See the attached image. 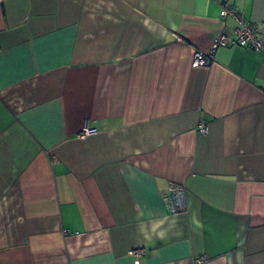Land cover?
<instances>
[{
  "label": "crops",
  "instance_id": "obj_1",
  "mask_svg": "<svg viewBox=\"0 0 264 264\" xmlns=\"http://www.w3.org/2000/svg\"><path fill=\"white\" fill-rule=\"evenodd\" d=\"M238 17L264 41V0H0V264H264V48L213 51Z\"/></svg>",
  "mask_w": 264,
  "mask_h": 264
},
{
  "label": "built area",
  "instance_id": "obj_2",
  "mask_svg": "<svg viewBox=\"0 0 264 264\" xmlns=\"http://www.w3.org/2000/svg\"><path fill=\"white\" fill-rule=\"evenodd\" d=\"M221 15L223 17L228 15L236 16L234 5L226 4L221 12ZM238 22L239 27L237 28L236 38L229 42L226 36H220L213 44V51L218 47H226L230 44L247 47L258 52L263 51L264 41L258 29L239 17ZM213 51L210 53H204L202 51L195 52L191 66L193 68L208 66L211 63V59L214 54ZM199 131L206 134L208 132V127L201 125ZM97 133L98 129L91 127L90 121L86 120L78 133V137L86 138L96 135ZM164 201L168 210L173 214H177L186 210V197L184 189L179 186L171 187L170 191L165 194ZM136 255H139V253H136Z\"/></svg>",
  "mask_w": 264,
  "mask_h": 264
}]
</instances>
